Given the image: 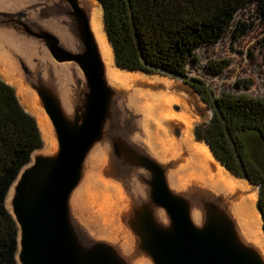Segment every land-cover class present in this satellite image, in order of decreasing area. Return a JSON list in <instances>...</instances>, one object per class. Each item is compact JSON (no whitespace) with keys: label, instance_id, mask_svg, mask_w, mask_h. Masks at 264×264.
Here are the masks:
<instances>
[{"label":"water","instance_id":"obj_1","mask_svg":"<svg viewBox=\"0 0 264 264\" xmlns=\"http://www.w3.org/2000/svg\"><path fill=\"white\" fill-rule=\"evenodd\" d=\"M24 1L0 6V51L34 94L53 148L34 150L5 196L16 264H264V249L235 213L238 193L213 180L172 181L175 167L148 147L131 101L138 87L111 81L93 28L99 0ZM112 56L117 70L146 74L119 68ZM91 177L121 202L105 236L89 208L98 193L87 190Z\"/></svg>","mask_w":264,"mask_h":264},{"label":"trees","instance_id":"obj_2","mask_svg":"<svg viewBox=\"0 0 264 264\" xmlns=\"http://www.w3.org/2000/svg\"><path fill=\"white\" fill-rule=\"evenodd\" d=\"M99 2L119 68L182 82L194 50L216 44L233 26L238 11L254 5L264 24V0ZM247 29L248 25L237 23L232 36L237 38ZM260 44L264 54V34ZM227 65V61L213 62L210 69L219 72ZM192 82L212 111L207 123L194 128V138L204 142L232 174L257 188L256 209L264 227V100L230 93L213 96L201 81ZM41 147L34 118L21 107L14 89L0 79V264H16L17 227L5 207L6 193L32 152Z\"/></svg>","mask_w":264,"mask_h":264},{"label":"rangeland","instance_id":"obj_3","mask_svg":"<svg viewBox=\"0 0 264 264\" xmlns=\"http://www.w3.org/2000/svg\"><path fill=\"white\" fill-rule=\"evenodd\" d=\"M24 4V0H0L1 8L6 10H15L18 7L24 8L27 5L26 4L24 6ZM237 23H244L248 25V29L243 35L234 38L232 36V31ZM263 34L264 24L256 14L254 5L248 6L238 11L234 17L233 26L216 44L200 46L194 50L192 57H190V60L186 65V79H183L185 80L184 83L191 85L190 83H193L192 79H197L201 81L208 90L211 91L213 96H217L220 93H230L234 95H246L251 98H261L264 100V54L260 44ZM2 56V52L0 51V79L14 89L21 107L26 113L34 118L30 111L29 105L24 103L25 99L21 92H19L17 88L12 85V82L16 81L14 76L15 74H13V72L8 73V62ZM220 61H227L228 65L222 71H212L210 69L212 63ZM9 74L11 75L12 79H9ZM123 74L134 76V80L139 81L138 83H140L142 86L141 89H151L160 93H177L179 96L186 99L185 105H187V110H183L182 105L180 106L179 104H174L171 111L176 115L184 113L190 118L192 122L191 133L194 141L202 145V147L206 150L202 152L208 156V162L211 163L214 169H218V166L215 164L212 157L209 156L210 152L209 150L207 151V146L204 144V142L196 141L193 134L194 128L197 125L207 123L210 120L212 111L208 104L196 93H194L188 86L184 85L179 79L160 74H142L140 72H123ZM7 75L9 76L7 77ZM243 81L247 82V84L241 83ZM116 84L121 86L126 85L123 82ZM29 92L34 97V94L31 91ZM160 121V129H163L164 133L167 135L166 139H169L171 142H173L174 149H180L181 146H183L181 141L183 135L182 124L163 116L161 117ZM155 126L156 124L152 125L154 129V131H152L153 133L157 132ZM38 130L40 136H42L39 127ZM159 131L161 132L162 130ZM50 140L45 142L41 137V149L43 152L52 150L53 144ZM168 149H171L172 153L163 156V159L168 161L173 167H175L174 169L176 170L179 164H181L182 159H179V157H174V150L172 148ZM154 155L157 156L156 154ZM184 180L189 181L191 179ZM247 191L249 194L257 195V188L254 186H251V188H249ZM89 198L90 212L94 213L95 221L100 227V232L105 236L107 235L105 229L106 227L107 229L111 228V231L115 230L117 212L121 207V202L116 198H107L105 195H102L99 192L93 193L89 196Z\"/></svg>","mask_w":264,"mask_h":264},{"label":"bare ground","instance_id":"obj_4","mask_svg":"<svg viewBox=\"0 0 264 264\" xmlns=\"http://www.w3.org/2000/svg\"><path fill=\"white\" fill-rule=\"evenodd\" d=\"M92 25L95 30L97 39L103 51L104 59L109 67L110 79L115 83H131L133 87H138L135 89L132 95V104L142 112L143 116V126L145 130L146 142L149 148L158 156L163 157L171 152L172 148L174 150V157L181 158V164L176 168L172 176V181H177L185 178H196L201 180H213L221 188H226L228 190L238 193V201L235 206V213L237 218L240 220L242 226L244 227L246 233L256 241L264 249V234L262 232L261 219L256 211L255 203L257 196L256 194H249L247 191L251 186H249L245 181L238 180L229 175L218 163L213 159L215 164L219 166L220 170L216 171L211 163L202 151L205 149L199 143L195 142L191 131V120L184 114H175L171 110L174 104L182 105L183 110H187L186 99L179 96L177 93H166L153 91L151 89H141L139 81L134 80V76L124 75V71H119L115 68L112 56V50L110 45L107 43L106 36L103 30L102 24V14L99 7H96L92 16ZM10 73V72H8ZM10 75V74H9ZM7 75V77L9 76ZM9 79H12L11 75ZM131 81V82H130ZM12 85L21 92L25 99V102L30 107V111L34 116L38 127L40 128L42 139L47 142L50 140L47 121L42 110L35 106V99L30 94L29 91L23 89L18 82H12ZM140 87V88H139ZM158 92V93H157ZM183 103V104H182ZM184 105V106H183ZM167 117L170 120L180 122L183 127L182 135V145L180 149L173 148V142L166 139L167 135L164 133L163 129H160V119L161 117ZM156 124V131H154L152 125ZM159 130H162L161 132ZM152 133V134H151ZM157 135H156V134ZM166 142V144H165ZM166 146V147H165ZM206 151V150H205ZM208 151V149H207ZM207 153V152H205ZM99 156H94L92 158L93 166L99 162ZM89 189H98V192L105 195L107 198L114 199L115 189H111L112 186L105 183L96 182V180L91 177L88 187ZM83 199V196H82ZM110 230V229H109ZM107 230V231H109Z\"/></svg>","mask_w":264,"mask_h":264}]
</instances>
